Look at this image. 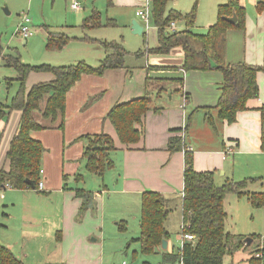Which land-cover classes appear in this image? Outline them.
<instances>
[{
  "label": "crops",
  "instance_id": "crops-1",
  "mask_svg": "<svg viewBox=\"0 0 264 264\" xmlns=\"http://www.w3.org/2000/svg\"><path fill=\"white\" fill-rule=\"evenodd\" d=\"M80 1L84 10H73L77 12L81 23L94 9L103 13L97 3H107V7H120L112 15L128 16L131 21L139 18L136 11L145 2ZM226 1L199 0L193 29L205 32L218 18L219 4ZM239 1L247 11L246 25L242 29L228 30L226 60L228 63L246 62L264 66V11H258V0ZM85 3L92 8L89 14L86 13L90 8L86 10ZM171 6L175 8L173 4ZM139 21L141 22L140 18ZM197 21L204 26H197ZM46 26L50 27L48 24ZM146 31L147 36L153 39V44L148 48L155 47L157 27L152 25L144 28L143 32ZM48 34L49 31L47 38ZM28 38H24V43L28 42ZM148 53V60L144 65H128L125 62L124 67L107 69L103 75L84 74L68 92L65 126L32 132L45 145L41 162L43 191L0 187V230L6 229L3 231L6 235L11 227L17 228V231L12 230L17 232L16 237L5 238L7 245L1 241L0 244L9 247L17 257L19 255L12 249L15 248L13 243L20 247L25 260L31 258L40 261V257H44L46 261L56 260L64 264H110L111 257L106 253L105 239L102 238L99 242L105 236L99 229L106 225V212L113 213V223L121 225L119 230L112 226V231H120L123 223L131 225L133 220L134 234L137 233L133 237L137 238L141 232L142 193L154 190L164 194L168 200L170 213L166 220L167 227L171 212L175 209L183 211L186 151L193 153L197 170H214L217 184L223 183L227 178L243 180L253 177L257 180L249 189L264 191V121L260 110L264 105V70L257 74L259 97L249 100V108L240 111L236 121L230 123L220 119L213 109L221 94L223 73L220 70L186 72L172 69L171 67H179L184 62V50L181 47L174 48L168 54ZM49 61L53 65H68L52 59ZM53 78L52 72L33 71L26 84L30 88L34 83ZM147 78L148 84H152L151 90L146 82ZM180 80H183L182 85ZM146 92H149L153 100L142 125H137L142 129V137L137 143L123 144L115 126L106 115L115 103L131 100ZM208 109H212L214 124L206 118ZM21 114V110H13L8 119L0 120V170L9 169L7 152L18 129ZM214 130L220 131V136L215 137ZM101 131L110 134L117 147L112 152L115 165L103 177L86 171L83 158L85 139L82 136ZM171 136H182L184 149L171 152L168 149ZM78 174H83V178L77 179ZM69 177L71 184H66ZM88 178L93 181L94 186L85 183ZM105 179L113 182L111 186L104 184ZM81 182L84 184L79 186ZM100 185L101 189H97ZM78 188L93 192V206L83 212L81 207L84 199L76 193ZM5 189L9 191L4 193ZM34 190L38 193H32ZM128 230L129 228L122 230L125 231L123 234H127ZM257 236L261 239L259 244H264L263 237L260 234ZM166 240V248L161 245L156 252L151 253L159 256L158 264H162L165 252L177 250L170 234ZM128 243L127 247L124 244L127 248L126 255L135 246L133 256L136 262V243L140 242L133 240L135 245L130 244V241ZM246 250L247 248L242 251ZM249 253L239 254L238 257L245 260L250 256Z\"/></svg>",
  "mask_w": 264,
  "mask_h": 264
},
{
  "label": "trees",
  "instance_id": "trees-1",
  "mask_svg": "<svg viewBox=\"0 0 264 264\" xmlns=\"http://www.w3.org/2000/svg\"><path fill=\"white\" fill-rule=\"evenodd\" d=\"M172 1L174 0H152L151 24L157 27V45L145 51L168 54L174 48L181 47L184 50V62L179 67H171L172 69H182L186 72L220 70L223 73L221 94L213 109L217 111L220 119L230 123L236 121L238 113L249 108V100L259 97L257 74L264 70L262 65L228 63L226 60V34L231 28H245L246 8L239 0H227L219 4L217 20L205 32H196L193 28L199 0H195L187 12L173 8L169 5ZM257 9L259 12L264 11V0H258ZM234 15L237 16L236 23L226 19ZM173 21L182 23L183 26L173 31L170 29ZM103 25L115 26L117 23L113 18L103 23L102 15L97 9L81 23L84 29ZM143 34L147 35L146 32ZM70 40L71 37L65 32L51 31L49 28L46 47L50 50H61ZM101 44L109 53L95 66L84 60L68 65H33L25 63L16 51L5 53L0 39V65L14 68L17 72L14 77L7 78L8 88L12 87L14 81L19 82L16 92L8 101L0 104V120L8 119L13 110L22 111L18 129L7 152L9 169L0 170V187L10 184L17 189L32 188L28 183L30 180L34 183V189L38 190L45 145L35 138L32 132L65 126L68 92L84 74L103 75L107 69L125 65L128 51L121 41L106 40L101 41ZM33 71L52 72L54 78L34 83L28 88L27 79ZM146 82L148 84L149 78ZM180 82L182 85L183 80ZM152 100L149 92H146L131 100L117 102L108 111L106 118L115 126L123 144L131 145L140 141L142 129L137 125H142ZM260 110L264 121V105ZM213 117L212 109H208L206 118L212 124ZM82 136L85 139L83 158L86 171L103 177L105 172L115 165L112 157V152L117 148L114 138L104 131ZM168 149L171 152L184 149L183 137L171 136ZM185 162L182 233L189 232L196 237L193 240H183L178 251L165 252L162 264H175L177 261H183L185 264H224L228 255L233 259L237 252L249 246L245 242L246 235L232 233L226 229L229 216L226 208L228 194L245 196L253 206L263 207L264 191L249 189L250 184L257 180L253 177L243 180L227 178L218 185L215 182L214 170L200 171L195 168L194 156L190 151H186ZM76 178L82 179L83 174H78ZM76 193L84 199L82 212L93 206L92 191L78 188ZM141 204V232L139 237L132 240L140 242L141 252L151 254L156 252L163 240L169 236L166 220L170 207L165 195L154 190L142 193ZM122 225L123 230H126L125 223ZM256 236L252 235L254 239ZM256 253H261V256L256 257ZM249 255L245 259L246 264H264V244H258ZM0 264L24 262L9 247L0 244Z\"/></svg>",
  "mask_w": 264,
  "mask_h": 264
},
{
  "label": "rangeland",
  "instance_id": "rangeland-1",
  "mask_svg": "<svg viewBox=\"0 0 264 264\" xmlns=\"http://www.w3.org/2000/svg\"><path fill=\"white\" fill-rule=\"evenodd\" d=\"M80 2L82 3V1ZM194 2L195 0H174L170 2L169 5L173 4L176 9L187 12L191 9ZM71 3L72 2L69 0H0V39L4 45V52L16 51L20 54L25 63L33 65L49 63V59L58 62H66L61 64L76 63L79 60L85 59L87 63L95 66L109 53V50L101 44V41L117 40L121 41L128 51L125 56L126 64L140 66L146 63L149 53L145 50L149 45L153 44V39L151 36L145 34L134 33L131 28L133 19L130 21L128 16L116 17L115 14L112 15L113 11L121 9L120 7H107V3H102L103 5L97 3V6H100L103 12L101 14L103 22H107L109 18H114L117 25H103L97 28L84 29L81 26V20L79 21L77 12L71 8ZM82 7L83 11V3ZM88 8H90V11L86 14H89L92 8L85 3V9L87 10ZM25 12H28L32 19L31 28L33 31L27 43H24V37L21 34H17L21 15ZM136 19L139 20V18ZM46 24L50 27H47ZM196 25L204 26L203 23L198 21ZM182 26V23H178L179 28ZM49 28L51 31L65 32L71 37L67 47L61 50H50L46 47ZM198 30L199 29L196 31ZM147 32L148 31H146V34ZM95 38L97 40H94ZM16 74L17 72L14 68L4 66L3 64L0 65V102L8 101L9 97L16 92L19 82L14 81L11 85L12 87L8 88L7 81V78L14 77ZM148 86L151 90L152 84L150 83ZM214 132L216 134L215 137L220 136V131L217 132L214 130ZM70 178L71 177L66 179V184H71ZM106 179L104 184L111 186L113 182H108ZM85 183L94 186L93 181L89 178L85 180ZM80 184L79 186H82L84 182ZM97 189H101V185L98 186ZM7 191L9 190H3L4 193ZM32 193L38 192L34 190ZM226 208L229 213L226 223V229L228 231L245 234L246 237H249L251 234H260L264 239V207L253 206L245 196L237 197L236 194H228L226 198ZM112 214L113 213L110 214L106 212V225H102L99 229V231H102L105 235L100 238L99 242H101L102 238L105 239V250L107 255L111 257L109 260L110 264H158L159 256L157 254H145L141 252L140 244L137 243L136 262L133 256V248H135V246L131 248L129 254L126 255L127 243L130 241V244L135 245L133 240H131L134 238L133 236H137V233L134 234V222L131 220V225H128L126 222V228H129V230L126 231L128 232L127 234H123L125 233V231H122L123 229L117 232L112 231L110 229L112 226H116L117 229L121 226L120 224L116 225L113 223ZM182 215L183 211L179 210L178 212L175 209L171 212L170 222L167 224L170 238L176 244V251L179 250V246L183 243L181 227V222H183ZM4 223L6 224L5 221ZM137 228L138 224L136 225V229ZM5 230L6 229H3V231ZM12 230L17 231V228L11 227L10 232L6 235L0 230V241L7 245L5 238L16 237L17 232ZM135 232H137V230ZM94 237H96V235ZM126 237H129V241H127ZM260 242V237L256 236L252 245H249L246 251L239 252L233 259L228 255L224 264H246L244 259H239V254L249 253L251 250L256 249ZM13 244L15 248H11L23 259L21 260L24 261V264H64L56 260L51 262L46 261L44 257H40V261H35L31 258L25 260L20 252V247L15 245V243ZM124 244L126 247H124Z\"/></svg>",
  "mask_w": 264,
  "mask_h": 264
},
{
  "label": "built area",
  "instance_id": "built-area-1",
  "mask_svg": "<svg viewBox=\"0 0 264 264\" xmlns=\"http://www.w3.org/2000/svg\"><path fill=\"white\" fill-rule=\"evenodd\" d=\"M151 2L152 0H145L143 5L137 9L136 15L140 18L141 23L144 25V28H150L152 26L151 24ZM71 8L74 10H81L83 9L82 4L78 0H72ZM31 22L32 19L30 18L28 12H25L21 15V20L18 24L17 28V34H21L24 38H28L32 35L33 31L31 28ZM178 22L173 21L170 25L171 30H177ZM43 172V169H41V173ZM7 187H12L10 184L6 185ZM44 189V182L41 180L38 186V190L43 191ZM195 235L192 233H184L183 234V240H193L195 239ZM256 257L261 256V253H256ZM125 264V263H124ZM175 264H185L183 261H177Z\"/></svg>",
  "mask_w": 264,
  "mask_h": 264
},
{
  "label": "water",
  "instance_id": "water-1",
  "mask_svg": "<svg viewBox=\"0 0 264 264\" xmlns=\"http://www.w3.org/2000/svg\"><path fill=\"white\" fill-rule=\"evenodd\" d=\"M226 19L232 23H236L237 16L234 15L232 17H226ZM132 29H133L134 33L142 34V32L144 30V26L141 24V22L139 20L135 19V20H133V23H132ZM28 183L31 185L32 188H35L34 183L32 181L28 180ZM252 241H253V237H251V236L246 237V239H245V242L247 243V245H251ZM162 246L164 248L167 247V240L166 239L163 240Z\"/></svg>",
  "mask_w": 264,
  "mask_h": 264
}]
</instances>
